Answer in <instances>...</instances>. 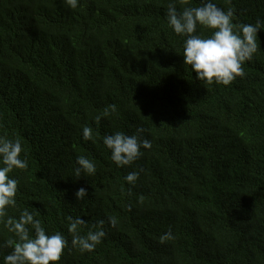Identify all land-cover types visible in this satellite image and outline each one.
I'll list each match as a JSON object with an SVG mask.
<instances>
[{"label":"trees","instance_id":"1","mask_svg":"<svg viewBox=\"0 0 264 264\" xmlns=\"http://www.w3.org/2000/svg\"><path fill=\"white\" fill-rule=\"evenodd\" d=\"M171 2L80 0L71 10L63 0H0V135L26 149L29 168L13 173L18 208L40 211L48 232L69 240L62 264H264V31L243 78L209 85L184 64ZM214 2L234 23L264 20V0ZM139 127L151 150L118 168L103 137ZM81 155L95 175L75 177ZM132 171L134 187L124 179ZM69 215L105 221L94 252L71 248ZM169 229L175 239L161 244ZM10 235L0 226V242Z\"/></svg>","mask_w":264,"mask_h":264},{"label":"clouds","instance_id":"2","mask_svg":"<svg viewBox=\"0 0 264 264\" xmlns=\"http://www.w3.org/2000/svg\"><path fill=\"white\" fill-rule=\"evenodd\" d=\"M63 2L71 10L80 6V0ZM165 16L173 32L184 38V64L206 84L230 86L237 78H243L245 63L252 61L260 50L258 34L264 31V20L258 18L255 24L234 23V11L231 8L225 10L214 0H200L199 5H194L192 0H173L168 4ZM116 111V106L111 105L104 109L102 116ZM102 116L95 117L97 125ZM145 132V128L139 127L132 135L117 131L103 137V145L118 168L131 167L144 156V150H151L152 142L144 136ZM82 135L85 141L94 142L91 127L84 126ZM76 165V178L93 176L97 171L94 161L83 155L77 157ZM28 168L21 139L9 138L6 133L0 135V226L11 234L0 242V250H11L4 255L3 264H62L66 250H70L69 240L62 232L49 233L40 219V211L18 208L19 180L13 173ZM124 179L134 187L140 179V171L129 172ZM75 195L77 200L87 201L85 188H79ZM10 210L18 211V216L10 215ZM66 221L72 237L71 248L81 253L94 252L107 236L104 220L90 225L80 216L69 215ZM107 223L117 228L119 220L109 216ZM82 228L87 229L85 234L81 233ZM174 239L169 229L159 237V242L165 244Z\"/></svg>","mask_w":264,"mask_h":264}]
</instances>
